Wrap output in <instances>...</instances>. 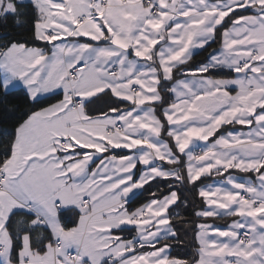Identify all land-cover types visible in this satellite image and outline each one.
Wrapping results in <instances>:
<instances>
[{"label":"snow or ice","instance_id":"1","mask_svg":"<svg viewBox=\"0 0 264 264\" xmlns=\"http://www.w3.org/2000/svg\"><path fill=\"white\" fill-rule=\"evenodd\" d=\"M34 7V39L52 50L14 39L0 45V90L22 84L39 103L62 89L63 99L19 123L0 160V264H188L161 244L176 238L167 215L176 191L131 212L126 204L157 177L195 186L213 173L222 179L199 189L206 207L197 215L236 219L224 228L198 225L195 264H264V0H34ZM0 15L19 16L17 0H0ZM218 29L219 51L185 70ZM217 68L237 76L205 75ZM169 81L175 99L162 120L153 105L165 103ZM107 92L129 106L90 115L86 106ZM233 124L250 130L216 137ZM118 148L135 151L92 167ZM138 164L147 170L134 180ZM69 207L79 211L73 227L61 222ZM128 226L136 237L114 233Z\"/></svg>","mask_w":264,"mask_h":264},{"label":"trees","instance_id":"2","mask_svg":"<svg viewBox=\"0 0 264 264\" xmlns=\"http://www.w3.org/2000/svg\"><path fill=\"white\" fill-rule=\"evenodd\" d=\"M18 8L20 11L19 16L15 15H0V45H3L9 40H17L25 42L29 46L44 48L46 51H51L52 45L47 42H42L34 39V22L37 18V11L34 7V3L30 1L17 0ZM252 11V10H251ZM251 11L243 12L242 14L252 13ZM231 24L228 19L226 20L225 27ZM223 29H218L217 38L210 46H206L198 53H196L191 60L188 61L184 69L195 68L202 64L207 63L209 55L219 48L221 42L220 32ZM208 75L214 77H226L233 75V71L227 69H210ZM181 76L179 72L174 70V78L179 79ZM0 78H2L0 72ZM164 90L162 96L165 103L156 105L157 115L163 120V110L173 102V95L168 89L171 88L174 81L163 82ZM63 99L62 93H55L49 96L40 98L39 103L30 100L27 90L24 88H17L10 90L8 93L0 90V160H2L7 154V149L10 147L12 133L14 129L21 123L27 116L33 111H38L41 108H45ZM129 103L122 101L119 98L114 97L110 92L101 94L98 98H93V103L86 106L87 111L92 116L100 115L101 113L108 112L110 108H126ZM238 125H224L222 126L216 137L222 135L237 127ZM166 134V133H165ZM213 137V138H216ZM212 138V139H213ZM126 153L122 151L120 154ZM183 159V157H182ZM229 172H233L229 170ZM227 174V173H225ZM224 174V176H225ZM218 177L215 174L202 177L200 181L196 182V185L192 184H180L172 178H160L149 182L145 185L137 195L133 197L129 203L126 204L129 211H133L136 208H140L153 199L160 200L168 196L171 191H176L178 194L177 203L169 210V217L171 219V226L175 231V237H168L167 240H161L162 243H168L171 245V257L187 261L188 264H195L198 259V244L196 240V233L198 225H200L204 218L197 215L199 211H202L206 205L198 195L199 189L207 183H210ZM61 222L67 227H73L77 223L79 212L74 209L62 211ZM44 236H49L50 233L46 229L39 230ZM120 233L126 236H134L135 229H123ZM156 247H160L157 244ZM151 247H145L143 250H149Z\"/></svg>","mask_w":264,"mask_h":264},{"label":"crops","instance_id":"3","mask_svg":"<svg viewBox=\"0 0 264 264\" xmlns=\"http://www.w3.org/2000/svg\"><path fill=\"white\" fill-rule=\"evenodd\" d=\"M21 1H30V0H21ZM33 3H34V0H33ZM252 13H248V14H245V15H253V14H255V10H252L251 11ZM228 18H226V20H227ZM228 27H231V24L228 26ZM216 38H217V35H216V37H215V40H216ZM71 40V38H68V41H70ZM88 40V38H80V42H86ZM61 41H57V42H55V43H60ZM212 42H210V44H211ZM221 45H222V38H221V42H220V46H219V48L218 49H216L214 52H218L219 51V49L221 48ZM207 46V45H206ZM205 46V47H206ZM31 47H34V46H31ZM157 47H159V45L157 46ZM44 49V48H43ZM52 50V49H51ZM200 50H202V49H195L194 50V53H193V56L196 54V53H198ZM213 52V53H214ZM192 56V57H193ZM209 59V58H208ZM207 62H208V60H207ZM217 69H227V68H217ZM227 70H230V69H227ZM230 71H232V70H230ZM0 72H1V75L3 76V72H2V70H0ZM205 75H208V74H205ZM211 76V75H210ZM236 76H237V74L235 73V72H233V75L231 76V75H229V76H226V77H214V76H211L212 78H216V79H235L236 78ZM184 78H186L185 76L184 77H181V78H179V79H184ZM173 85V84H172ZM172 87V86H171ZM234 87V86H233ZM17 88H24L25 90H27L26 89V87L25 86H23L22 84H20V85H18L15 89H17ZM11 90H13V89H11ZM230 91L232 90L231 88L229 89ZM55 93H62L63 94V90L62 89H54L52 92H49V93H44V94H42L41 96H40V98H43V97H45V96H49V95H51V94H55ZM99 95H101V94H99ZM173 95V100L175 99V96H174V94H172ZM127 102V101H126ZM57 103V102H56ZM127 103H129V102H127ZM157 105V104H156ZM156 105H153V107H156ZM168 107V106H167ZM166 107V108H167ZM165 108V109H166ZM236 125V124H235ZM250 129H249V127L248 126H240V125H238L237 127H235V128H233V129H230L229 131H227V132H247V131H249ZM226 132V133H227ZM226 133H224V134H226ZM223 135V134H222ZM162 136H163V138L166 140V141H168L169 142V144L171 145L172 143H174V141H172L170 138H168L167 137V135L165 134V133H162ZM213 137H210V139H209V141L208 142H204V141H200V142H198V145H196V146H192V147H194V150H201L206 144H208V143H210L212 140H214V139H216V138H213ZM122 151H125L126 153H122V154H120ZM134 151L135 150H129V149H124V148H118V149H112L110 152H108V153H103V154H99L96 158H95V163L94 164H92V167H95V165L96 164H98L99 163V161H100V159H102L103 157H106V156H110V155H112V154H115V155H133L134 154ZM183 157V160H185L186 161V157H184V156H182ZM162 166L165 168V169H168V168H170V167H173L172 165H169V164H167V162H163L162 163ZM147 169L142 165V164H138L137 165V167H136V169H134L133 171H134V173H135V175H134V177H133V179L135 180V179H137L144 171H146ZM231 174H233V175H238V176H241V177H250V178H252L253 180H255V174H252V173H248V174H245V173H239V172H230ZM214 174V173H213ZM229 173H227V174H225V177L228 175ZM156 179H160L159 177H157V178H155V179H153V180H156ZM222 178H219V179H216V180H214V181H212V182H210V183H207V184H204L202 187H205V186H219V184H218V182L221 180ZM153 180H151V181H153ZM150 181V182H151ZM148 184V183H147ZM147 184H145V185H147ZM144 185V186H145ZM143 186V187H144ZM225 186H227V185H225ZM142 189V188H141ZM141 189H139V190H136L137 192H139ZM160 200H163V199H160ZM159 201V200H158ZM178 201V200H177ZM177 201H176V203H177ZM150 203V202H149ZM175 203V204H176ZM175 204H172V205H170L169 206V208H168V212H167V215L169 216V210H170V208L172 207V206H174ZM127 207V206H126ZM69 209H74V208H71V207H69ZM68 209V210H69ZM74 210H76V209H74ZM129 210V209H128ZM78 211V210H77ZM79 212V211H78ZM129 212H131V211H129ZM204 218V221L201 223V224H203V223H207V224H213V225H217V226H220V227H222V228H224V227H227L228 225H230L231 223H232V221L234 220V219H236L235 217H229V216H224V217H215V218H212V217H203ZM78 220H79V217H78V219H77V223H78ZM76 225V224H75ZM172 227V226H171ZM123 229H135V232L137 233V229L135 228V227H133V226H128V227H125V228H123ZM172 229H173V227H172ZM199 230V229H198ZM198 230H197V232H198ZM173 231H174V229H173ZM175 232V231H174ZM114 233L115 234H118V235H121L123 238H126V239H132L133 237H136L137 235H136V233H134V236L132 237V236H126V235H124V234H122V233H120V230H114ZM168 237H172L171 235H169ZM196 240H197V244H198V248H199V242H198V239H197V233H196ZM145 247H151V246H145ZM150 250H152V248L151 249H149V250H146V251H150ZM198 252V251H197ZM169 255H170V257H171V249H169Z\"/></svg>","mask_w":264,"mask_h":264},{"label":"built area","instance_id":"4","mask_svg":"<svg viewBox=\"0 0 264 264\" xmlns=\"http://www.w3.org/2000/svg\"><path fill=\"white\" fill-rule=\"evenodd\" d=\"M195 151L199 152V150H195ZM136 235H137V233H136Z\"/></svg>","mask_w":264,"mask_h":264}]
</instances>
